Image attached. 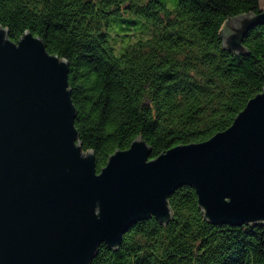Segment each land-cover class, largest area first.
Listing matches in <instances>:
<instances>
[{
    "label": "trees",
    "instance_id": "obj_1",
    "mask_svg": "<svg viewBox=\"0 0 264 264\" xmlns=\"http://www.w3.org/2000/svg\"><path fill=\"white\" fill-rule=\"evenodd\" d=\"M261 9L264 0H0V26L67 62L78 142L99 171L138 136L155 158L229 127L264 87V27L244 35V55L223 48L221 30ZM168 204V224L135 223L91 264H264V226L208 223L188 186Z\"/></svg>",
    "mask_w": 264,
    "mask_h": 264
},
{
    "label": "water",
    "instance_id": "obj_2",
    "mask_svg": "<svg viewBox=\"0 0 264 264\" xmlns=\"http://www.w3.org/2000/svg\"><path fill=\"white\" fill-rule=\"evenodd\" d=\"M256 26L264 9L227 19L223 48L246 54ZM75 117L67 62L29 31L13 42L0 26V264H91L135 223L168 224V198L182 186L208 223L264 226V87L206 141L151 158L138 136L99 171Z\"/></svg>",
    "mask_w": 264,
    "mask_h": 264
},
{
    "label": "rangeland",
    "instance_id": "obj_3",
    "mask_svg": "<svg viewBox=\"0 0 264 264\" xmlns=\"http://www.w3.org/2000/svg\"><path fill=\"white\" fill-rule=\"evenodd\" d=\"M261 8H262V0H260Z\"/></svg>",
    "mask_w": 264,
    "mask_h": 264
}]
</instances>
